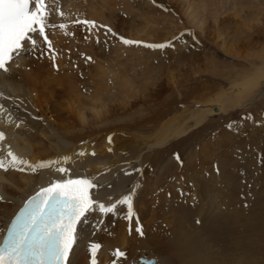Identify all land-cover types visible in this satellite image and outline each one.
Wrapping results in <instances>:
<instances>
[{"label": "bare ground", "instance_id": "obj_1", "mask_svg": "<svg viewBox=\"0 0 264 264\" xmlns=\"http://www.w3.org/2000/svg\"><path fill=\"white\" fill-rule=\"evenodd\" d=\"M204 1L201 4H205ZM46 2L51 9L49 22L56 25L46 28L53 45L51 49L35 34L36 49L30 54H14L9 72L0 71V93L3 94L0 105L8 109L0 113V132L5 134V140L0 141V159L6 163L10 161L7 152L11 150L28 164L35 166L45 162L51 163V167L35 174L30 169L0 171V197L3 198L0 200V236L10 216L30 193L49 181L88 177L101 185L99 196L96 190H92V195L106 205L131 187H137L133 205L135 215L127 219L126 206L108 215L101 214L98 209L89 213L88 236L86 240L82 237L81 245L76 248L75 264H90L85 248L87 242L101 244L98 264H152L153 259L158 264H211L217 253L196 229L200 215L194 218L186 207V201L195 202V194L187 191L185 181L193 177L192 173L194 179L198 175L207 176L202 158L212 156L213 146H208L209 140L204 141L201 150L205 155L200 156L196 147L200 137H193L185 145L180 140L192 127L205 122L211 113V116L223 114V106L234 109L236 98L251 91L252 80L264 77V70L255 73L246 85L221 92L210 105L198 109L191 107L185 114L165 121L174 111L176 97L165 95L158 81L129 76L127 65L123 63V67L117 61L127 54L122 45H115L110 51L103 49V43L86 51L79 50V33L64 35L59 28L60 21L69 16L73 0ZM117 2L122 6L128 1ZM182 7L188 18L194 19L201 11L191 0H182ZM121 11L122 8L118 17L108 14L106 18L95 6L92 15L109 23L118 33L124 32ZM61 12L63 16L59 15ZM218 37H221L226 54L247 59L254 52L247 50L244 55L236 41L227 40L222 34ZM63 44L67 45L64 53ZM228 44L229 48L225 49ZM84 52L87 53L85 58ZM77 63L80 72L73 70ZM259 92L261 94L262 90ZM193 114L198 118L191 123V128L186 127L185 120ZM148 124H153L149 131ZM192 147L196 155L191 153ZM81 152L87 155H79ZM92 152L96 153L94 157ZM181 152L191 154L182 169L173 156L174 153L181 156ZM138 166L143 167L142 173L124 175V171ZM58 167L69 171L57 173ZM182 193H186L185 199ZM203 205L200 212H205ZM138 224L143 227V237L135 232ZM116 250L124 252L125 256L116 257Z\"/></svg>", "mask_w": 264, "mask_h": 264}, {"label": "rangeland", "instance_id": "obj_2", "mask_svg": "<svg viewBox=\"0 0 264 264\" xmlns=\"http://www.w3.org/2000/svg\"><path fill=\"white\" fill-rule=\"evenodd\" d=\"M126 1L119 6L117 0H73L69 16L60 21L66 25L61 32L64 35L78 32L81 51L101 43L105 44L102 46L105 51L122 45L127 54L117 61L127 65L129 76L158 81L165 95L176 97L174 111L165 121L185 114L191 107L210 105L221 92L246 85L255 73L264 70V0H191L201 8L194 19L188 18L182 0ZM203 1L206 5L201 4ZM95 6L106 18L108 14L118 17L122 8L124 32L116 33V37L106 34L111 26L92 15ZM82 21L94 22L95 27L79 23ZM199 21L204 24L199 25ZM220 34L236 41L244 55L253 49L252 56L242 59L226 54ZM118 37L142 43L126 46ZM165 43L171 47L152 50L142 46ZM66 47L62 45L63 53ZM82 54L84 58L87 56L85 52ZM75 66L73 70L80 72L78 63ZM252 82L251 91H245L233 102L234 109L223 106V114L211 116V113L197 127L191 124L198 118L196 114L184 122L192 129L180 140L182 145L200 137L201 142L196 144L200 156L205 155L201 150L204 141L209 140L208 146H213L212 156L202 158L206 163L204 172L207 170L209 176L198 175L194 179L192 173L193 177L185 181L187 191L195 194V202L186 201L185 206L194 218L200 215L196 229L217 253L211 264H264V77ZM229 124L233 127L229 128ZM152 125H147L148 131ZM150 131L153 133V129ZM194 151L192 147L191 153ZM189 155L181 152V169ZM185 195L182 193L183 199ZM202 205L205 212H200Z\"/></svg>", "mask_w": 264, "mask_h": 264}, {"label": "snow or ice", "instance_id": "obj_3", "mask_svg": "<svg viewBox=\"0 0 264 264\" xmlns=\"http://www.w3.org/2000/svg\"><path fill=\"white\" fill-rule=\"evenodd\" d=\"M51 9L46 0H0V71L5 74L9 72V65L15 56L21 53L30 54L36 49L37 40L35 34L43 38V42L51 49L52 44L46 35V28L56 27L50 24L49 16ZM63 16V13H59ZM91 27L94 22L82 21ZM103 27V26H102ZM59 28L65 29L66 25L61 23ZM111 33L113 37L117 34L111 28L106 29V34ZM126 46H141L140 41L128 40L118 37ZM100 43V41H97ZM145 48L156 50L171 47L165 44H143ZM89 60L91 58H88ZM0 96H3L0 93ZM8 111L0 105V113ZM19 127V124L16 125ZM229 128L233 125L229 124ZM5 140V134L0 132V141ZM111 143L112 138H108ZM2 151V149H0ZM112 149L109 148V152ZM79 155L85 156L81 152ZM91 155L94 157L95 152ZM10 161L0 159V171L5 173L12 171L25 172L30 169L33 174L38 170L51 167V163L40 162L38 165L28 164L27 161L17 157L11 150L7 152ZM174 159L181 166L183 159L179 153L173 154ZM68 157H64L67 160ZM25 165L26 167H21ZM69 169L56 168L57 173H67ZM143 167L138 166L131 171H124L125 176L142 173ZM218 172L219 169L217 168ZM110 187L112 185H109ZM101 185L94 179L88 177L61 178L49 181L47 186H42L29 197L19 209L15 217L7 227V234L0 243V264H75L77 255L76 248L81 245L82 237L86 240L88 226L91 223L88 215L97 209L101 214L108 215L118 211L121 206L127 207V219L131 220L135 215L134 197L137 187H131L119 198L105 204L91 194L96 190L97 197ZM3 198L0 197V200ZM200 223V221H197ZM135 232L144 236L143 227L138 224ZM131 235V230H129ZM85 248L90 258V264H98L97 256L101 244L96 242L85 243ZM116 257H123L125 253L116 250ZM152 264H158L156 260Z\"/></svg>", "mask_w": 264, "mask_h": 264}]
</instances>
